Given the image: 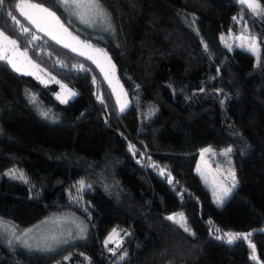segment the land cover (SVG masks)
I'll list each match as a JSON object with an SVG mask.
<instances>
[{
    "label": "trees",
    "instance_id": "trees-1",
    "mask_svg": "<svg viewBox=\"0 0 264 264\" xmlns=\"http://www.w3.org/2000/svg\"><path fill=\"white\" fill-rule=\"evenodd\" d=\"M17 1L0 7V30L75 95L62 103L56 83L0 60V220L22 232L68 210L89 231L46 253L0 241V264H264V16L239 0H101L114 30L101 36L77 31L58 0H31L107 52L129 100L119 111L96 65L35 33ZM236 35L255 37L258 55L230 50ZM204 148H232L222 206L195 170ZM225 232L251 236L229 245Z\"/></svg>",
    "mask_w": 264,
    "mask_h": 264
},
{
    "label": "rangeland",
    "instance_id": "rangeland-1",
    "mask_svg": "<svg viewBox=\"0 0 264 264\" xmlns=\"http://www.w3.org/2000/svg\"><path fill=\"white\" fill-rule=\"evenodd\" d=\"M17 3L18 1L16 2V4ZM34 4H38V3L35 2ZM104 9L107 11L106 8ZM66 12H67L68 18L72 21V24L74 25L77 31H83L87 34H95V35H101V36L103 34L104 35L114 34L113 22H112V19L108 11L107 13L109 14L110 22H111L110 29H107L106 25H103L98 21H92V26H88L85 23H82L80 19L78 18V16L71 14V11H66ZM36 14L39 17H43V19L41 20V25H40L41 28H45V29H48L49 31H52L54 35H56L59 39L63 41V43L61 44L64 45L65 43H67L70 45V47H67V48L77 49V51H74V52L79 54V52L83 51L87 53L88 55H92L96 60L99 61L100 65L104 68V71H101V67H98L97 63H94L93 60L90 59L96 65V67L100 70V72L103 74L108 85H110L112 92H113V96H115L116 107L118 108V110L121 111L120 110L121 105H123L124 109H126L129 104V100L127 96H125V92L122 88V85H120L117 75L115 74V68L111 67V65H114L111 59L109 63V60H108L109 55L107 54V57H105L103 54L95 52L94 49H102V48L96 46L92 42H89L83 38H80L74 31H71L70 29H68V27H66L63 24L64 27L68 29V32L72 34V36L78 37L79 41L88 42L89 44L93 46V48L91 49L84 47L78 41L73 40L71 36H68L66 33H64L63 30L60 29V27L54 21H52L50 18L46 16V14L38 13V12ZM22 17L23 19L25 18L24 16ZM25 20L28 22L30 27H32L35 33L43 34L51 38V36L45 34V31L40 30L39 28L31 24L27 19ZM5 35L8 36L7 34ZM239 36H246L248 37V39L242 41L240 39H237V37ZM228 42L229 41H227V43ZM0 43H2V47L5 51V55L9 59H12L13 63H15L16 66L21 69V71H19L20 73L22 74L31 73L30 75L43 85H48L49 83H52V82L56 83L59 89L56 92H54V97L58 99L57 97L59 96L60 97L58 99L59 101L61 100L68 101L72 99L73 95L71 93H75V91L71 89L70 87H68L61 79H58L56 76H53L52 74H50V72L46 71L41 66L36 64L30 58V56L27 54L25 50L20 48L18 45L13 46L8 41H2ZM252 43H253L252 38L249 35H236L233 43H229V44L231 46H240L243 44V47L241 46L240 47L247 50V48ZM258 50H259V46L256 45L255 52H252V53L255 56H257ZM83 56L87 57L86 55H83ZM204 149H201L199 151V155L197 158L198 161L195 166V170L197 174L199 175V177L201 178V180L208 187V189H210V192L212 193V198L214 202H216L217 196H220L223 194L222 189L230 188L232 185V177L229 174V168H231L230 158H228L227 156L221 155L222 152H220L219 154L214 152L215 155H213L212 152H208V153H204L202 157L201 153L203 152ZM214 193L216 195H214ZM180 216L181 215H178V214L173 215V217H175L176 220H180ZM4 223L9 226H13L12 224L7 223L6 221ZM81 228H84L83 232H81L80 230ZM29 229H31L32 231L28 233V236L23 237V239L26 240L27 243L31 245V247H25L22 242L17 241L15 238L11 237L10 233L5 232L4 229L2 228H0V241L4 242L5 244L11 247L12 246L19 247L21 249H27L29 251L35 250L38 252L46 253L49 251H56L59 248H63L67 246V244H71L78 240L84 239L87 236L88 231H89L87 222L68 210L63 211V212H56L55 214L46 216L44 217V219L40 220V222L34 224L32 227H29L23 230L22 232L21 231L18 232L16 230V233L18 236H21L24 232H27ZM9 239L12 240L11 244L8 243Z\"/></svg>",
    "mask_w": 264,
    "mask_h": 264
},
{
    "label": "snow or ice",
    "instance_id": "snow-or-ice-1",
    "mask_svg": "<svg viewBox=\"0 0 264 264\" xmlns=\"http://www.w3.org/2000/svg\"><path fill=\"white\" fill-rule=\"evenodd\" d=\"M5 0H0V7H2L4 5ZM58 3L64 7L65 11H71V14L78 16V18L80 19V21L82 23H85L88 26H92V21H98L103 25H106L107 29L111 28V22H110V17L109 14L107 13V11L103 8V5L101 3V0H58ZM239 3L243 6H245L248 10H250V12L254 15V16H264V5H262L260 3V0H239ZM15 8L17 11L20 12V14L22 16L25 17V19H27L31 24H33L34 26H36L37 28H39L42 31H45L46 35L51 36V38L53 40H56L57 43H63V41L61 39H59L56 35L53 34L52 31H49L48 29L45 28H41V20L43 19V17H39L36 13H43L46 14V16L48 18H50L52 21H54L59 27L60 29L63 30L64 33H66L68 36H71L73 40L78 41L80 44H82L84 47L86 48H93V46L91 44H89L88 42H84V41H79L78 37L72 36V34L70 32H68V29L66 27H64L63 23L60 21V18L56 15L55 12L51 11L48 8H44L42 5L40 4H34L31 2V0H18V3L15 5ZM8 15L11 17V19L16 23V24H20V21L16 18L15 15H13L12 12H8ZM236 17H233V20H236ZM30 29H28L27 27H22V32L27 33L29 32ZM34 39H36L37 37L33 36ZM225 37L221 36V40H224ZM237 39L240 40H246L248 39V37L246 36H239L237 37ZM2 41H8L10 44H12L13 46L16 45V41L15 40H11L8 36L5 35L4 32L0 31V42ZM252 41L253 43L247 48V51L250 52H255V37H252ZM230 50H231V45L227 44L226 45ZM241 47H243V44L240 45ZM64 47H70L69 44L65 43ZM206 47V46H205ZM73 51H77L76 48H72ZM95 52L103 54L105 57H107V53L104 52L103 49H94ZM80 55H86L88 59L93 60L94 63H97L98 67H101V71H104V68L100 65L99 61L96 60L92 55H88L87 53L81 51L79 52ZM23 55V54H22ZM258 61H259V57H257ZM0 60L5 61L6 63L10 64L13 69L15 71H21L20 68H18L16 66L15 63H13L12 59H9L6 55H5V51L2 47V43H0ZM109 63H110V57L108 58ZM83 65H80V68L83 69ZM112 68H115V65H111ZM23 74H31V73H23ZM95 82V80H94ZM72 95H75V93H71ZM58 99L60 98L59 96L57 97ZM33 103L36 102V98L32 97ZM62 103H66L67 100H61ZM101 103H103V99L101 98ZM121 111L124 110V106L121 105ZM45 117L47 118L48 113H44ZM129 149L133 150L134 149V145H129ZM208 152H212L213 155H215L213 149L211 148H205L203 150V152L201 153L202 157L204 153H208ZM232 152V148H227L225 149L221 155L223 156H228L230 153ZM155 166V165H153ZM161 174H163L164 170L161 169ZM229 174L232 177V185L230 188H223L222 189V195L217 196L216 199V203L218 206H222L224 203V198L227 195H230L231 191L233 188L236 187L237 184V180H236V175L234 170H232L231 168H229ZM6 175H8L11 179H18L23 181L24 183H29L28 179L24 176L23 173H18L16 170H12L9 173H6ZM172 181L169 180V183H171ZM81 187L79 189V191H83L84 188V182L81 181L80 182ZM214 195H216L214 193ZM169 220H172L176 223H179L180 226L184 229L185 232H189L191 235H195L194 232H191V229L186 225V221L185 218L182 216H180V220H176L175 217L173 216H169L168 217ZM209 223L211 224L212 222L209 221ZM0 228L4 229L5 232L10 233L11 237L15 238L17 241H20L24 244L25 247H31V245H29L27 243L26 240L23 239V237L28 236V233L31 232L32 230L29 229L27 232H24L21 236H18L16 233V228L15 226H9L7 224H5L2 220H0ZM81 232L84 231V228L80 229ZM215 232L219 233L221 230L219 228H216L214 230ZM119 235L117 229H113L112 233L109 235V237L107 238V240L105 241V245H107L110 241H112L113 236H117ZM249 236H251V233H234V232H225L223 233V235H218L216 236V239L218 240H224L227 244L231 245L234 244L236 242L239 241H244V240H248ZM9 244L12 243V240L9 239L8 241ZM253 249H254V245H250ZM110 251H115L114 249H110ZM126 255V253H125ZM123 258V257H121ZM255 258V257H253Z\"/></svg>",
    "mask_w": 264,
    "mask_h": 264
}]
</instances>
